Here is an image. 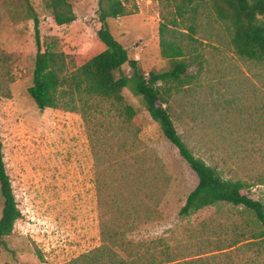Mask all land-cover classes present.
Instances as JSON below:
<instances>
[{
    "label": "rangeland",
    "instance_id": "374dc122",
    "mask_svg": "<svg viewBox=\"0 0 264 264\" xmlns=\"http://www.w3.org/2000/svg\"><path fill=\"white\" fill-rule=\"evenodd\" d=\"M68 1L76 20L59 27L45 0H0V141L21 214L4 238L0 264H68L102 243L123 258L175 259L171 264L196 258L204 260L198 264H249L252 259L264 264V255L243 252L247 241L235 237L247 218L242 207L221 203L179 216L197 177L161 136L141 97L132 93L131 81L122 95L137 113L135 139L136 127L121 128L108 104L101 103L96 113L103 127L92 133L93 122L86 123L80 114L39 110L29 98L36 53L34 18L41 51L50 41L65 54L103 49L96 37L101 27L99 0ZM121 1L130 14L107 20L112 36L145 76L165 70L158 30L175 16L172 3ZM213 18L208 10L200 14L195 36L202 43L196 45L200 63L188 68L192 83L172 95L169 111L194 156L222 178L244 182L242 193L264 205V65L237 57L228 31ZM131 73L128 65L120 72L126 78ZM97 137L104 139L97 144ZM132 140V151L122 150ZM132 153L136 162L129 160ZM95 154L100 156L98 167ZM130 164L137 171L133 196L125 182L111 179ZM159 171L168 184L159 176L153 180ZM98 186L108 195L109 205L113 197L120 198L111 211L99 206ZM2 204L0 196V214ZM104 222L108 225L104 231L114 228L117 235L102 242ZM235 240L232 249L213 252Z\"/></svg>",
    "mask_w": 264,
    "mask_h": 264
},
{
    "label": "trees",
    "instance_id": "16d2710c",
    "mask_svg": "<svg viewBox=\"0 0 264 264\" xmlns=\"http://www.w3.org/2000/svg\"><path fill=\"white\" fill-rule=\"evenodd\" d=\"M169 1L174 7L175 16L170 21H163L158 30L159 51L167 62V68L161 72H149L147 76L137 67L135 60L129 59L127 51L112 36L107 24L108 19H118L130 14L123 1H98V19L101 27L96 37L103 49L96 53L65 54L58 49L55 41H50L41 51L37 33L38 20L34 18L36 53L33 59L32 83L27 89V94L39 110L54 109L80 114L86 123L93 122L92 133H98L100 127H103V123L97 122L96 113L101 103L108 104L109 110L121 123V128L128 130L136 127L137 113L125 101L122 91L131 81L132 93L141 97L150 118L159 125L161 136L177 150L179 157L197 177V184L186 196L185 203L179 210V216L188 217L221 203L242 207L247 218L235 237L247 241L244 243L243 252L254 251L257 256L264 255V205L242 193L244 182L222 178L215 168L194 156L177 133L169 111L172 95L180 93L192 83V77L187 74L188 68L192 63H200V54L196 51V45L202 43L195 36L200 26V14L204 10H208L210 16L228 31L229 45L237 57L264 65V0ZM45 6L50 11L54 23L59 27L69 25L76 20L73 6L68 0H45ZM124 65H128L131 69L129 78L120 74ZM136 128L132 132L134 139L139 133V129ZM103 139L97 137L95 142L101 143ZM133 140L129 143L128 149L125 148L127 144L125 140L122 150L131 152ZM129 160L136 162L135 154L132 153ZM99 164L100 156L95 154V166L98 167ZM131 164L125 166L128 169L126 172L111 179L120 183L125 182V188H129V193L133 196L135 188L131 185L137 179L135 175L137 171L132 169ZM164 175L163 171H159L158 174H154L153 180L155 176H159L161 182L168 184L169 179ZM97 192L99 206L105 207L107 211H111L120 199L113 197L109 205L105 199L108 195L106 192L103 194L101 186L97 187ZM0 196L3 202L0 214L1 253L4 238L11 234L14 223L21 215L6 173L1 141ZM106 228H108L107 223H102L100 226L102 242L117 235L114 228L112 233L104 231ZM236 243L235 240L227 246L218 245L213 252L232 249ZM241 248L238 246L237 249L241 250ZM147 260L141 257L123 258L102 243L68 264H171L175 261V259H166L164 262ZM203 261L202 258H196L183 264H198ZM247 263L258 264L252 259H248Z\"/></svg>",
    "mask_w": 264,
    "mask_h": 264
}]
</instances>
